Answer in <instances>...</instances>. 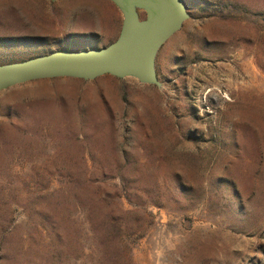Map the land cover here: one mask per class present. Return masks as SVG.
Wrapping results in <instances>:
<instances>
[{
  "label": "rangeland",
  "instance_id": "obj_1",
  "mask_svg": "<svg viewBox=\"0 0 264 264\" xmlns=\"http://www.w3.org/2000/svg\"><path fill=\"white\" fill-rule=\"evenodd\" d=\"M161 83L0 92V264L264 261V0H183ZM108 0H0V65L102 48Z\"/></svg>",
  "mask_w": 264,
  "mask_h": 264
},
{
  "label": "water",
  "instance_id": "obj_2",
  "mask_svg": "<svg viewBox=\"0 0 264 264\" xmlns=\"http://www.w3.org/2000/svg\"><path fill=\"white\" fill-rule=\"evenodd\" d=\"M108 1L122 15L118 36L112 43L79 51L58 50L0 65V92L39 80L93 81L105 75L116 79L132 78L140 84L160 88L155 59L160 48L189 19L184 1Z\"/></svg>",
  "mask_w": 264,
  "mask_h": 264
},
{
  "label": "crops",
  "instance_id": "obj_3",
  "mask_svg": "<svg viewBox=\"0 0 264 264\" xmlns=\"http://www.w3.org/2000/svg\"><path fill=\"white\" fill-rule=\"evenodd\" d=\"M118 13H119L118 10H116V14H115V20H116V21L118 20ZM116 38H117V37H116ZM116 38H115V39H116Z\"/></svg>",
  "mask_w": 264,
  "mask_h": 264
}]
</instances>
